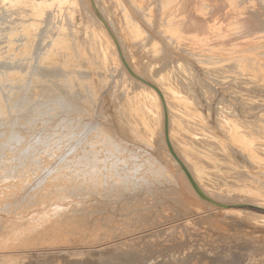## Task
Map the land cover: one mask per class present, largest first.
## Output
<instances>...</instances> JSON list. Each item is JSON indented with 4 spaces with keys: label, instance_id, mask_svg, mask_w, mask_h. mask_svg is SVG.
Returning <instances> with one entry per match:
<instances>
[{
    "label": "bare ground",
    "instance_id": "1",
    "mask_svg": "<svg viewBox=\"0 0 264 264\" xmlns=\"http://www.w3.org/2000/svg\"><path fill=\"white\" fill-rule=\"evenodd\" d=\"M150 1L0 0V39L6 44V51L0 56L10 62V69L1 73L6 72L5 77L12 79L14 84V81L16 84L20 81L24 85L29 78L28 70L32 68L35 86L31 90L38 92L41 89L47 106H50L49 102L55 103L53 105L62 114L90 108L91 101L95 102V111L105 112L102 123L94 121L87 128L96 133L95 137L90 140L83 138L74 145H69L72 133L65 132V122L58 127L60 132L55 135V141L54 133H46L47 129L34 134V138V135L32 138L24 137L20 130L12 131V138H8L11 142L7 143L14 149L8 150L13 153L16 146L22 145L27 150L20 159L17 158L19 163L16 160L11 162L15 152L8 155L10 161L3 159L0 162V250L65 242L75 234L74 224L80 222H84L82 227L89 228L88 233L81 228L86 234L83 236L96 238V232L92 231L96 227L89 222L105 218L100 215L102 212L116 210L131 216L132 207L136 209V206L143 205L147 211L146 205L151 201L156 205L164 204L166 200L161 201L160 195L178 197L182 204L186 202L189 205L205 196L212 197L209 187L217 179L200 174L197 164L203 157L189 153L178 144L177 138L182 141L190 138L185 141L186 145L190 144L196 150L200 147L206 157L213 160L218 157L241 172L240 175L236 172L238 178L227 175L226 179L229 180L227 184L241 189H224L219 197L213 196L215 200H221L223 205L234 202L264 209V172L254 163L244 165L239 157L252 158L264 165L261 154L264 148L259 153L258 142L246 131L254 125L253 120H239L237 115L227 113H219L218 116L215 112L218 122L209 124L203 112L199 111L202 101L196 88H200L205 100H214L220 89L211 86L206 79L217 72L222 76H235L238 87L250 84L251 88L264 89V0ZM209 17L214 19V23L211 24ZM41 40L44 47L39 44ZM129 52H132V57ZM138 52H143L144 57L147 54V59L141 62L143 64L139 63ZM1 62L2 66L6 63L3 59ZM15 64H19L20 69ZM109 80L115 84L112 86L113 100L110 92L100 94L98 91L99 84ZM235 87L232 88L234 94L236 91L237 100L241 103L250 101V105L253 96L247 97L245 92ZM224 89L231 93V88ZM124 98L130 102L131 108L127 109L120 102ZM96 101L102 104L96 105ZM3 104L0 102L1 117L7 108ZM107 104L115 106L114 115L109 114ZM247 108L251 109V106ZM47 111L48 108L41 115L47 117L51 110ZM5 118L7 122L8 118ZM36 120L38 122V119L24 121L20 126L29 125L28 128L37 130ZM47 121H43L46 128L51 125ZM186 129H196L197 133V129L216 132L212 134L217 138L218 150L204 149L197 139L186 135ZM1 132L2 158L8 139ZM45 141L48 146L40 148ZM134 142L157 149L159 156L155 157L141 146L136 149ZM29 144L34 145L29 147ZM59 153H62L61 164L56 169L45 160V164L35 161V158L45 159L43 157L48 160ZM33 159L35 162L30 163L29 160ZM215 165L210 164L211 167ZM3 212L8 218L1 215ZM21 254L17 258L2 256L0 264H22L29 255Z\"/></svg>",
    "mask_w": 264,
    "mask_h": 264
},
{
    "label": "rangeland",
    "instance_id": "2",
    "mask_svg": "<svg viewBox=\"0 0 264 264\" xmlns=\"http://www.w3.org/2000/svg\"><path fill=\"white\" fill-rule=\"evenodd\" d=\"M147 1H150V0H147ZM153 1H155V0H151L150 2H153ZM209 21L211 22V24L214 23V19L211 17H209ZM115 26H116L115 28L118 30V27H117L118 25L116 24ZM1 40L2 39H0V48H1L0 55L2 53H4V51H6V48H5L6 44ZM41 43H42V40H41V42L39 41V44L44 47V45ZM1 44H2V46H1ZM128 54L130 57L133 56L132 52H129ZM137 54H138L137 56H138L139 63L143 64L141 62H143V60L145 61L147 59V54L145 53L146 58L144 57L143 52L142 53L138 52ZM139 55L142 57L140 58ZM2 59H3V63L6 62L5 65L3 64L4 67L2 66V62H1ZM140 59H142V60H140ZM5 60L6 59L3 57V55L0 56V62H1L0 63V84H2L0 87V99H1L0 102H1V105H2V102L4 103L3 107H5V106L7 107L5 109L6 110L5 114L2 115V117L0 116L1 117L0 123L2 122L1 119L5 118V117L8 118L7 122H6V120L3 119V121L7 125H4L3 122L1 123L2 125L0 124V132L6 131L5 133L1 132V133H3V137H6V139L12 138L11 137L12 131L20 130V133L21 134L23 133L24 137H26V138L31 137L32 138V136L34 134L43 133L46 131L45 129H47L46 133L47 132H50L51 134H52V132L54 133L52 135V137H53V140L55 141L56 140L55 135L57 136L58 132H60L58 127H61L62 125H64V122L67 125L65 130L66 129L70 130V131L66 130L65 132L66 133L69 132L70 134L72 133L71 135L73 136V137H71V135H70L69 145L78 144L80 141H83V138H84V140H87V139L90 140L93 137H95L94 135H96V133H92L93 130L89 131L90 129H87V128H89L88 126H90V124L92 122L94 123V121L98 124L102 123V119H103L102 116L105 115V112L101 113L99 111H95V107H94L95 102L94 101L90 100L91 101V102H89V104L91 106L90 108H87L84 106L86 109L84 108L83 110H80L78 112L70 110L69 112H66L63 114H62V112H60L61 110L58 109L57 106H54L55 103H53L54 104L53 105V104H51V102H49L50 106H53V109L55 108L54 110H52V109H50L52 107H50L49 105L47 106V102H44V100H43L44 96H42L41 89L38 92L31 90L32 87L35 86L34 83H32L35 79L34 78L35 76H33L35 74L34 70L31 68L33 70L34 74L31 73V69L28 70L29 78L25 81L24 85L20 81L18 82L19 84H16L17 81H14L15 82V84H14L12 79L8 80V78H6L7 77L5 75L6 72L1 73V72L7 71L8 69H10V68H8L10 66V62L8 60H6V61ZM14 66L15 67L17 66L16 68L20 69L19 64H17V65L15 64ZM211 74L212 75L207 76V77H209L207 79L204 76V74L202 76L206 80L209 81L211 86H214V88L216 87L217 89L219 88L220 90H219L218 94L214 97L215 99L213 98L214 100L211 99L212 100L211 101V100H207V99L205 100V97H203L202 92H200L201 91L200 88L196 87L198 89V90L197 89L196 90L200 94L199 98L202 101L201 102L202 104L200 103L198 106L200 113L203 112V114H204V115L203 114H201V115H203V117H205L208 120L209 124H214V125H216L217 124L216 122H218L219 113H223L225 115H227V114L228 115L232 114L235 116L237 115L238 116L237 118L239 120H243V121L244 120H249V121L253 120L252 122H254V125H251L252 126L251 128L248 127L246 129V131L252 136V138L255 142H258L259 148H261V149H259V153H260V150H262L264 148V137H263L264 126H262V125H264V116H263L264 115L263 114L264 113L263 112V110H264V99H263L264 98V89H262L260 87L251 88L250 84H248L249 86L246 85L247 87L246 86L238 87L239 85L237 84L238 82H237V78L235 76H232V75H231L232 77L231 76H224V75L222 76L217 72L211 73ZM226 77H228V78H226ZM211 79H213V80H211ZM3 80L6 81V83H4ZM111 80L105 81V83L101 82L98 86V88H99L98 91L100 94L110 92L109 93L110 98H111V100H113L112 86L114 87L115 84H112V83H114L112 78H111ZM226 80H228L227 81L228 84H227ZM8 81H10L12 83H10ZM29 81H31V82H29ZM215 81H217L218 83ZM223 83H224V85H223ZM7 84H8V86H7ZM20 85H21V87H20ZM219 85H221L222 88L223 87L224 88L225 87L231 88V90H230L231 93L228 92L231 95H229L227 92H225L226 89H224V88L222 89L221 86H219ZM232 85L234 87L236 86L235 88L241 89L243 92H245L247 97L252 95L255 102L257 101V103H253L254 100H251V104H254V107L251 104L249 105L248 102H250V101H247L248 106H247V103L239 102V100H237L238 96L236 95V91H235V94L233 93L234 90L232 88L233 87ZM4 86H6V87L4 88ZM103 86H105V87H103ZM106 86H107V88H106ZM15 87H17V88H15ZM249 87H250V89H249ZM103 89H105L107 91H105ZM237 89H235V90H237ZM221 90H224V91H221ZM254 92H255V94H254ZM9 93H10V96H12L11 98H10V96L9 97L7 96V95H9ZM2 94H5V95H2ZM219 94L221 95V97ZM218 95H219V97H218ZM254 96H255V98H254ZM258 96H259V98L256 100V98ZM233 98H235V99H233ZM260 98L263 100H260ZM6 99H8V100H6ZM216 99H218V100H216ZM230 100H231V102H230ZM234 100H236V101H234ZM11 102H12V104H11ZM96 102H97L96 105H98V103L102 104L101 101H96ZM120 102L127 109L131 108L130 102L127 99H125V98L120 99ZM207 102L208 103L211 102L212 105H210V103L208 104ZM214 102H216V104ZM217 102H219V103H217ZM227 102H228V104H227ZM38 103H40V104H38ZM230 103L235 104L234 105L235 107L233 105H231ZM239 103H241V104H239ZM242 104H244V107ZM201 105H204V106H202L204 108H202ZM223 105H225V107ZM205 106H206V108H205ZM211 106H213V107H211ZM227 106H228V108L231 106V108L228 109ZM250 106H251V109L250 108L248 109L247 107H250ZM256 106H257V108H256ZM15 107H16V109H15ZM46 107L48 108V111L51 110L52 112L50 111V113H49L47 111L48 112L47 117L46 116L43 117L41 114L46 112V110H47ZM233 107H234V109H233ZM44 108H45V110H44ZM106 108L109 110L110 115L115 114L116 109H115V106L113 104L112 105L107 104ZM208 108H210V110ZM212 108H214V109H212ZM235 108H236V112H235ZM7 109H8V111H7ZM207 110H209V111H207ZM210 111H211V113H210ZM215 112H218L217 113L218 116H216ZM242 112H245V113H242ZM13 113L16 115L18 114V115L16 116ZM53 113H55V114L53 115ZM49 114H51V115L48 116ZM65 114H67V115H65ZM208 114H210V116ZM260 114L261 115L263 114V115L261 116ZM24 115L26 118L28 117L27 120L25 117L23 118ZM57 116L58 117L60 116V118L57 119L58 118ZM50 117L51 118L55 117L56 119L55 118L52 119L53 120V122H52ZM45 118L48 121L51 120V122L47 121L48 124H51V125H47V123H46L48 128H46L45 124H43V121H46ZM47 118H50V119H47ZM67 118H68V120H67ZM33 119H38V122H37V120L35 121V124H37L36 125L37 130H36V128H33V127H32L33 129L29 127L30 128L29 129L28 128L29 125L28 126L26 125L27 126V127L25 126L26 128L24 126H20V125H23L24 123L29 122V120H33ZM257 119L260 122L256 121ZM9 121L11 124L9 123ZM18 122H20V123H18ZM59 124H61V125H59ZM256 124H258L259 127H257ZM54 125L56 128L54 127ZM68 125H70L69 128H68ZM253 126H254V129H253ZM43 127H44V129H43ZM53 127H54V129H51ZM71 129H72V131H71ZM260 129L263 131H261ZM31 130H34L36 132L31 131ZM29 131H30V133L27 134ZM41 131H43V132H41ZM86 131H88V132H86ZM185 131H186L185 132L186 135L193 137V139L194 138L197 139L200 144H203L202 147L204 149L210 150L211 152L214 149L218 150V145L215 142L217 140V138L214 135L216 132H212V133H214V134H212L209 132L211 130L208 131V129H206V131H208L207 133L203 129H201V130L197 129L198 133L196 132V129L195 130L186 129ZM25 133L27 135H25ZM220 134H222V132ZM255 134L256 135L258 134L257 137L255 136ZM34 137H35V135L33 136V138ZM71 138H72V140H70ZM202 138L206 139V140L202 141L203 140ZM78 139H79V141H78ZM188 139L191 140L190 138H188ZM188 139L184 138V140L182 141V140H179L177 138V142L183 148L188 149L189 153L203 157L201 160L197 159L198 161L203 162V163L201 162V163L197 164V168H198V171L200 172V174H203L206 177H209L212 179H217L216 182H218V185L216 186V182H214L212 184L213 186L209 187V190H210V192L212 191L211 193L213 194V196L215 195V197H219L220 194L224 193L226 189H228L226 191H234V190H240L241 189L240 187H237L236 185L227 184V182L229 180H226L228 177L227 175H232L233 177L238 178L239 175L241 174V172L239 173V171L237 169L231 167L230 163H226L218 157H217V160H213L210 157H206L205 154L201 151L202 149H200L199 146H198L199 150H196V149H193L190 144L186 145L187 143H185V141ZM9 141L11 142V139L6 140L5 141L6 146L3 147L4 151L6 150L5 155L6 156H8V155L12 156L15 152V154H14L15 158L12 157L14 159L11 160L10 156L3 158V157H5V155H4L1 158V155H0V162L3 161V159L8 160L9 157H10L9 159L11 160V162H14V160L17 161V158L20 159L21 156H23L22 154L25 153V150H27V148L25 149V147H24L25 145L24 146L23 145L18 146V148L16 146L15 147L16 151H14L12 153L10 151H13L11 149H14V148L13 147L11 148L10 143L9 144L7 143ZM130 142H133V141L130 140ZM134 144L136 146V149H138V150H139V147L141 146L140 148L143 147L147 151L149 150L150 152H152L155 155V157L159 156V152L157 149L149 148L148 146L142 145L141 143H135L134 142ZM7 145L10 148H8ZM33 145L34 144H29V147L33 146ZM69 145L67 147H69ZM40 146H42L40 148L47 147L48 146L47 141L43 142ZM6 147H7V149H6ZM26 147H28V146H26ZM8 149H10V151ZM65 149H67V148L65 147ZM65 149H64V152H65ZM23 150H24V152H23ZM4 151H3V153H4ZM237 151L239 152V149ZM10 153H12V154H10ZM126 153L128 154V152H126ZM262 153H263L262 157H264V149H263V151H261V154ZM32 154H35V153H33V151H32ZM59 154L56 157L50 158L48 160H46L47 159L46 157H43L45 159H41V160L35 158V161L37 160V162L39 164H45V162H44V160H45V161H47L48 164L55 165L54 168L56 169V167L61 164L60 162H61L62 153L60 155ZM239 157H241L240 160L242 161V163L244 165L250 166L251 163H254V164L258 165L264 172V165L263 164H260L258 161H257L258 162L257 163L252 158L251 159H244L241 155ZM10 160H8V161H10ZM29 161H30V163L35 162L34 159H33V161L32 160H29ZM29 161H27V162H29ZM207 161L209 163H207ZM17 162L19 163V161H17ZM207 164H209V165H207ZM210 164H216V165L214 167H211ZM43 171H42V173H43ZM210 173H211V175H209ZM218 175H219V177H218ZM221 175L222 176L224 175V177H222ZM221 182H224V183L226 182V183L224 185V184H221ZM212 197L211 196H205L204 198L198 200L197 202H195V203L192 202L193 204L189 205V204H186V202L184 204H182L180 202V200L177 199L178 197H175V196L167 197V196L160 195L159 199H161V201L166 200V202L164 204L163 203H161V204L157 203V205H156V204H154L155 202L151 201V203L153 202V204L155 206L153 204L151 205V203H150V205L149 204L146 205V207H147L146 209L148 212L145 211V206L143 207V205H141L140 207L136 206V209H135V207H132V210L130 209L131 210V212H130L131 216L133 215L135 210H139V212H137V211L135 212L133 217L129 216L128 214H125L124 212H117L116 210H112L109 212H107L105 210L104 212H102L100 214L101 216H104L105 218L98 219L94 222H89L90 224H94L96 227L94 230H92V231L96 232V236H97L96 238H94L92 236L89 237V235H88L89 238L87 236H86L87 238H85L83 236V235H86L84 232L87 231V233H88L89 228L82 227L84 222H82L83 224H81V222H80V223L74 224L73 230L75 231V234H73L71 239H69V240L67 239L65 242L55 241L49 245L46 244V245H41L38 247H31V248H27V247L19 248L18 247V248L0 250L1 251L0 252V258L2 256H11V257L15 256L14 258H17L18 255L20 256V255H22L21 253H23V254H28L29 257L25 258V261L26 260L27 261L26 262L22 261L23 262V263L21 262L22 264H264V209H259V208L253 207L250 204L249 205L248 204L237 205L234 202H231L228 205H223L220 202L221 200H219L218 198H216L218 200H215V197H213L214 199ZM168 200L170 203L167 202ZM153 207H155V208H153ZM133 209H135V210H133ZM143 209H144V211H143ZM152 210H154V211H152ZM156 210H158V211H156ZM132 211H134V212H132ZM141 213H142V215H140ZM1 215L4 218H8V215L4 212L1 213ZM94 215H96V214H94ZM145 215L147 218L143 217ZM141 216H142V218H141ZM98 218H101V217H98ZM109 218H112V219H109ZM139 220H143V221L140 222ZM81 228H82V230H83V228L85 229V230H83L84 232L81 230ZM92 231H90V233ZM74 236L77 238H74Z\"/></svg>",
    "mask_w": 264,
    "mask_h": 264
}]
</instances>
